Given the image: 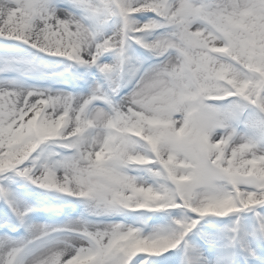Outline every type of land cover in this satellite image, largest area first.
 Returning <instances> with one entry per match:
<instances>
[{"label":"snow or ice","instance_id":"1","mask_svg":"<svg viewBox=\"0 0 264 264\" xmlns=\"http://www.w3.org/2000/svg\"><path fill=\"white\" fill-rule=\"evenodd\" d=\"M0 41V264H264V0H0Z\"/></svg>","mask_w":264,"mask_h":264},{"label":"rangeland","instance_id":"2","mask_svg":"<svg viewBox=\"0 0 264 264\" xmlns=\"http://www.w3.org/2000/svg\"><path fill=\"white\" fill-rule=\"evenodd\" d=\"M7 43L9 45H12V44H17L18 42L8 41ZM3 46H4V42L3 41H0V50L3 49ZM34 197L35 198H38V199H44L45 198L44 195H43V193H41L39 190L35 191ZM43 215H44V217H41V216H39V215L36 214L37 219H40V220L49 219L53 214H46V213H44Z\"/></svg>","mask_w":264,"mask_h":264}]
</instances>
